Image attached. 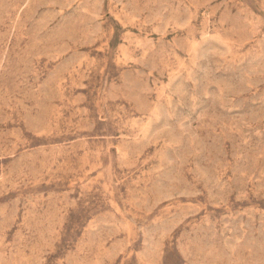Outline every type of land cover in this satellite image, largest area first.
<instances>
[{
    "label": "rangeland",
    "instance_id": "374dc122",
    "mask_svg": "<svg viewBox=\"0 0 264 264\" xmlns=\"http://www.w3.org/2000/svg\"><path fill=\"white\" fill-rule=\"evenodd\" d=\"M0 264H264V0H0Z\"/></svg>",
    "mask_w": 264,
    "mask_h": 264
}]
</instances>
